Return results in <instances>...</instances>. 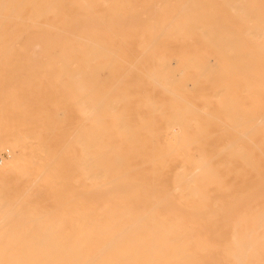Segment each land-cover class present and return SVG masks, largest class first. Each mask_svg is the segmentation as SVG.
Instances as JSON below:
<instances>
[{"label":"bare ground","instance_id":"6f19581e","mask_svg":"<svg viewBox=\"0 0 264 264\" xmlns=\"http://www.w3.org/2000/svg\"><path fill=\"white\" fill-rule=\"evenodd\" d=\"M1 150L0 264H264V0H0Z\"/></svg>","mask_w":264,"mask_h":264},{"label":"rangeland","instance_id":"374dc122","mask_svg":"<svg viewBox=\"0 0 264 264\" xmlns=\"http://www.w3.org/2000/svg\"><path fill=\"white\" fill-rule=\"evenodd\" d=\"M3 151H4L5 153H4ZM3 151H2V150L0 151V164H2V160H3V159H5V160L7 159V152H6V150H3ZM1 152H2V153H1ZM66 210L68 211V212H67V211L64 210V211L66 212V214L64 213V211H59V210L56 211V210H52V209H49V210H48V209H45V210H43V211H48V212H45V214H46L47 216H49L50 214L55 216V215H58L59 213L62 214V212H63V214H65V215H67V216H68V215H72V214H76V213H75L76 210H74L73 212H72L73 209H70V208H69L70 211L68 210V208H67ZM41 211H42V210H38L39 214H44V212L42 211V213H41ZM53 211H55V212H53ZM52 212H53V213H52ZM69 212H70L71 214H70ZM76 212L79 213V214H83V213H85V214H83V215H86V214H87L86 212H88V211H84V212H83V210H81V211H76ZM80 212H81V213H80ZM82 212H83V213H82ZM122 212H123V213H134V212L137 213V211H134V212H133V211H129V212H126V211L124 212V211H122ZM122 212H119V213H122ZM88 213H89V212H88ZM100 213H102V212H100ZM103 213H104V212H103ZM105 213H106V212H105ZM123 213H122V214H123ZM138 213H139V212H138ZM45 214H44V215H45ZM59 215H60V214H59ZM54 216H53V217H54ZM49 217H50V216H49ZM53 217L51 216L50 218H47V220H48L49 222H55V221L58 220V219H56L55 217H54V218H53ZM53 219H54V221H53ZM84 221H85V220H84ZM84 221H83V222H84ZM72 223H73V222H72ZM85 223H86V222H84V223H82V224H85Z\"/></svg>","mask_w":264,"mask_h":264}]
</instances>
